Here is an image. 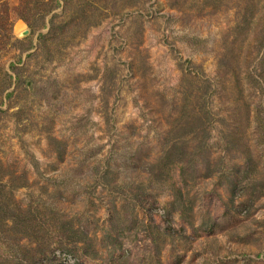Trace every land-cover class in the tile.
<instances>
[{"label":"rangeland","instance_id":"374dc122","mask_svg":"<svg viewBox=\"0 0 264 264\" xmlns=\"http://www.w3.org/2000/svg\"><path fill=\"white\" fill-rule=\"evenodd\" d=\"M6 2L0 264H264V0Z\"/></svg>","mask_w":264,"mask_h":264},{"label":"trees","instance_id":"16d2710c","mask_svg":"<svg viewBox=\"0 0 264 264\" xmlns=\"http://www.w3.org/2000/svg\"><path fill=\"white\" fill-rule=\"evenodd\" d=\"M3 1V6L2 8H0V48L6 47V44H10V41L12 40L13 35H11V25H12V20L13 17L11 15L12 10L14 11V8H11L9 6V4L6 2V0H2ZM56 5H54V7H50L46 13H52L53 10L57 9L58 7L61 6V0H56ZM18 11V8L16 9ZM32 10V7H26V12H19L18 15L20 18H22L27 24L28 26L31 28V30H33L34 28V21L32 20V16L30 15V11ZM9 33V34H8ZM6 40V41H5ZM10 79H12L13 77L10 75L9 76ZM18 83V80H17ZM11 85V80L10 83L8 85H4L2 87H0V93L1 91L3 92L4 90H6L9 86Z\"/></svg>","mask_w":264,"mask_h":264}]
</instances>
